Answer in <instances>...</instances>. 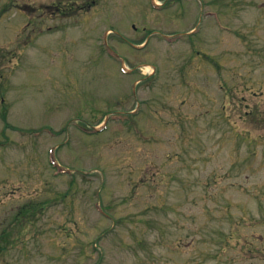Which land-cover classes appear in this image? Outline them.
I'll return each mask as SVG.
<instances>
[{
    "label": "rangeland",
    "instance_id": "obj_1",
    "mask_svg": "<svg viewBox=\"0 0 264 264\" xmlns=\"http://www.w3.org/2000/svg\"><path fill=\"white\" fill-rule=\"evenodd\" d=\"M89 1L0 0V264H264V0Z\"/></svg>",
    "mask_w": 264,
    "mask_h": 264
},
{
    "label": "flooded vegetation",
    "instance_id": "obj_2",
    "mask_svg": "<svg viewBox=\"0 0 264 264\" xmlns=\"http://www.w3.org/2000/svg\"><path fill=\"white\" fill-rule=\"evenodd\" d=\"M1 18H2V11H0V20H1ZM1 61H2V57L0 55V64H1Z\"/></svg>",
    "mask_w": 264,
    "mask_h": 264
},
{
    "label": "trees",
    "instance_id": "obj_3",
    "mask_svg": "<svg viewBox=\"0 0 264 264\" xmlns=\"http://www.w3.org/2000/svg\"><path fill=\"white\" fill-rule=\"evenodd\" d=\"M83 8V7H82ZM84 8H85V6H84Z\"/></svg>",
    "mask_w": 264,
    "mask_h": 264
}]
</instances>
